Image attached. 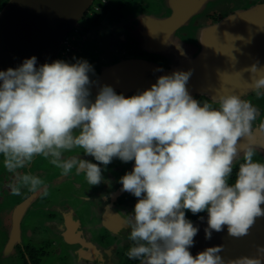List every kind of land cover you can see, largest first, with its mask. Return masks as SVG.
<instances>
[{
  "label": "clouds",
  "instance_id": "9594fccd",
  "mask_svg": "<svg viewBox=\"0 0 264 264\" xmlns=\"http://www.w3.org/2000/svg\"><path fill=\"white\" fill-rule=\"evenodd\" d=\"M36 64L33 56L0 71V157L11 175L12 195H20L21 187L48 194L39 176L20 171L37 156L49 158L65 176L73 169L83 173L91 186L102 182L101 165L113 158L134 161L133 170L119 180L122 191L138 198L125 221L133 242L129 259L139 264L264 262V246L253 257L225 260L223 245L194 257L189 249L199 229L185 215V210L207 212L206 240L225 226L230 237L247 236L264 217V163L253 159L258 110L250 101L221 94L214 98L218 108L201 103L186 88L191 72L176 71L127 98L105 85L93 102L89 73L94 68L86 60ZM250 71L259 73L251 90L264 95V69ZM74 149L97 163L65 156ZM241 156L235 182L229 184Z\"/></svg>",
  "mask_w": 264,
  "mask_h": 264
},
{
  "label": "flooded vegetation",
  "instance_id": "af4514ba",
  "mask_svg": "<svg viewBox=\"0 0 264 264\" xmlns=\"http://www.w3.org/2000/svg\"><path fill=\"white\" fill-rule=\"evenodd\" d=\"M126 1L106 0L100 4L96 0L82 18L87 23L78 27L79 21L74 28L65 62L72 64L83 57L94 68V73H89V100L94 102L105 85L127 98L150 89L162 75L190 71L186 88L197 101H208L218 108L214 98L236 94L257 108L252 125L256 145L253 159L264 163V129L260 128L264 123V95L251 90V78H233L234 72L228 77L218 70L264 41V0H237L235 7L234 0H224L225 7L208 13L203 21L199 20L200 14L212 0L190 11L184 9L200 0H190L189 8L188 0H183L178 10L174 0H158L157 15L151 13L150 0ZM248 1L251 4L247 5ZM177 11L190 14L175 27L172 17ZM123 43L129 48L123 49ZM256 67L264 69V63ZM65 156L97 163L82 149ZM242 162L241 156L234 163L229 184L235 182ZM134 163L113 158L107 166L101 165L102 182L91 186L83 173L73 169L65 176L49 158L37 156L20 171L39 176L47 186L46 196L42 189L31 192L28 187H21L20 195H12L8 187L11 175L6 169L1 172L0 264H138L127 256L133 242L125 224L138 198L122 191L119 183L133 170ZM206 213L193 215L185 210L192 222Z\"/></svg>",
  "mask_w": 264,
  "mask_h": 264
},
{
  "label": "water",
  "instance_id": "95a60500",
  "mask_svg": "<svg viewBox=\"0 0 264 264\" xmlns=\"http://www.w3.org/2000/svg\"><path fill=\"white\" fill-rule=\"evenodd\" d=\"M94 1L10 0L0 12V71H6L9 68L15 69L24 60L33 56L37 58V68L45 63L50 64L56 61L63 41L73 32ZM204 1L195 2V5L190 9L184 10H197V7L202 6ZM173 2L175 10H178L177 7L183 0H174ZM186 4L187 8L192 5L190 0ZM188 12L177 11L172 17L173 26L176 27L182 23L188 16ZM263 63L264 41L255 43L251 46L250 52H245L243 56L237 55L235 62L219 66L218 70L224 72L228 77L234 72L233 78L239 76L240 79L251 78L252 81L255 76L250 69ZM261 207L264 208V205ZM202 217L203 220L198 219L193 222V225L199 229L198 234L194 237V246L189 249L194 257L206 248L216 245L224 246L220 255L225 260L241 256L253 257L257 255L258 247L264 246V217L256 219L247 236L230 237L225 226L223 232H213L210 240L205 239L204 233V229L207 227V213Z\"/></svg>",
  "mask_w": 264,
  "mask_h": 264
},
{
  "label": "rangeland",
  "instance_id": "374dc122",
  "mask_svg": "<svg viewBox=\"0 0 264 264\" xmlns=\"http://www.w3.org/2000/svg\"><path fill=\"white\" fill-rule=\"evenodd\" d=\"M128 1H130V0H127L126 2H128ZM131 1H133V0H131ZM136 1V0H135ZM162 1H164V0H162ZM224 0H212L205 8H204V11L200 14V17H199V20L200 21H203L204 20V18L206 17V15L208 14V13H210V12H212L213 10H215L216 8L218 9V10H222L224 7H225V4H226V2L224 1ZM231 0H228L227 2H230ZM137 2V1H136ZM158 0H156V2H153L152 3V0H150V10H152V12L151 13H154V15H157V13H160V10H159V6H158ZM236 4H237V0H234V7L236 6ZM246 4L247 5H249V4H251L250 3V1H248V2H246ZM92 10V9H91ZM83 23H87V21H84V20H82V21H80L79 23H78V27L81 25V24H83ZM79 38V37H78ZM121 47L123 48V49H128L129 47L127 46V44H122L121 45ZM87 54V56H88V53H86ZM133 54V53H132ZM103 55L104 54H102V56L101 57H103ZM77 60H86L85 58H83V57H81V58H79V59H77ZM76 60V61H77ZM76 61L74 62V63H76ZM87 61V60H86ZM1 159H3L2 157H0V163H3V160H1ZM5 169H4V167L3 166H1L0 167V173L1 172H3ZM59 260V259H58ZM60 260H61V258H60ZM54 261H56V256H54ZM2 264H8V261H3L2 262Z\"/></svg>",
  "mask_w": 264,
  "mask_h": 264
},
{
  "label": "built area",
  "instance_id": "2783aa9c",
  "mask_svg": "<svg viewBox=\"0 0 264 264\" xmlns=\"http://www.w3.org/2000/svg\"><path fill=\"white\" fill-rule=\"evenodd\" d=\"M105 1L106 0H100V4H104ZM73 32H74V30H73ZM73 32L70 33L65 38V40L63 41L62 48H61V50H60V52L58 54L57 60L66 61L68 59L69 54H70V50H71V45H72L71 39H72Z\"/></svg>",
  "mask_w": 264,
  "mask_h": 264
},
{
  "label": "trees",
  "instance_id": "16d2710c",
  "mask_svg": "<svg viewBox=\"0 0 264 264\" xmlns=\"http://www.w3.org/2000/svg\"><path fill=\"white\" fill-rule=\"evenodd\" d=\"M10 0H0V12Z\"/></svg>",
  "mask_w": 264,
  "mask_h": 264
},
{
  "label": "bare ground",
  "instance_id": "6f19581e",
  "mask_svg": "<svg viewBox=\"0 0 264 264\" xmlns=\"http://www.w3.org/2000/svg\"><path fill=\"white\" fill-rule=\"evenodd\" d=\"M95 1H96V0H95ZM95 1H94V2H95ZM94 2H93V3H94Z\"/></svg>",
  "mask_w": 264,
  "mask_h": 264
}]
</instances>
